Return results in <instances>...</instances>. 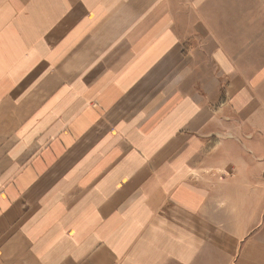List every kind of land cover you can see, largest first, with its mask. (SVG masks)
Here are the masks:
<instances>
[{"label": "crops", "instance_id": "0c3cea01", "mask_svg": "<svg viewBox=\"0 0 264 264\" xmlns=\"http://www.w3.org/2000/svg\"><path fill=\"white\" fill-rule=\"evenodd\" d=\"M223 213L255 262L264 0H0V264H134Z\"/></svg>", "mask_w": 264, "mask_h": 264}, {"label": "rangeland", "instance_id": "374dc122", "mask_svg": "<svg viewBox=\"0 0 264 264\" xmlns=\"http://www.w3.org/2000/svg\"><path fill=\"white\" fill-rule=\"evenodd\" d=\"M223 178L230 175L223 174ZM230 207L223 203L222 210H228ZM209 214H207L208 216ZM211 217V215H210ZM231 214L223 213L222 221H210L205 227L195 226L190 230L184 223L183 234L185 237H178L176 231H181L180 223L174 222V237H156L150 238L148 232L142 241L137 245L134 253L129 254L127 260L134 264H264L262 261V251L264 250V237L259 236L251 241L254 252L249 250L253 259L246 258V238L226 237L230 235V230L235 229L238 222H231ZM160 224L159 222L154 223ZM186 224V227H185ZM196 225V223H193ZM162 230H166L161 225ZM189 228V227H188ZM188 230V231H187ZM194 230V231H193ZM226 230V231H225ZM235 232V231H234ZM215 234H222V237L214 239ZM197 234H200L197 236ZM216 240V246H215ZM236 261V262H235ZM257 261V262H256Z\"/></svg>", "mask_w": 264, "mask_h": 264}]
</instances>
